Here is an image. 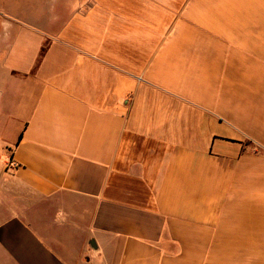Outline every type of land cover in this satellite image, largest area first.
I'll return each instance as SVG.
<instances>
[{"label":"crops","instance_id":"1","mask_svg":"<svg viewBox=\"0 0 264 264\" xmlns=\"http://www.w3.org/2000/svg\"><path fill=\"white\" fill-rule=\"evenodd\" d=\"M39 1L0 19V264H264V0Z\"/></svg>","mask_w":264,"mask_h":264},{"label":"rangeland","instance_id":"2","mask_svg":"<svg viewBox=\"0 0 264 264\" xmlns=\"http://www.w3.org/2000/svg\"><path fill=\"white\" fill-rule=\"evenodd\" d=\"M53 2L54 0H43V2ZM47 3V2H46ZM36 4H43L39 0H0V19L8 21V18H4L1 14H4L3 11H7L13 14L20 15L27 20L36 19L32 9ZM12 37V31L8 30L6 27H0V39L5 40ZM21 60H17V66L22 65ZM0 198H3V193L0 191Z\"/></svg>","mask_w":264,"mask_h":264}]
</instances>
